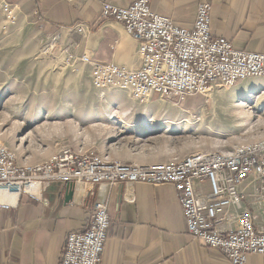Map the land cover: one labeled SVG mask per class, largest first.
Masks as SVG:
<instances>
[{
	"label": "built area",
	"instance_id": "1",
	"mask_svg": "<svg viewBox=\"0 0 264 264\" xmlns=\"http://www.w3.org/2000/svg\"><path fill=\"white\" fill-rule=\"evenodd\" d=\"M18 11L16 4L0 0L3 29L17 22ZM101 16L122 23L137 41L138 65L100 61L87 53L77 55L68 46L67 63L89 65L92 84L100 91L126 90L141 102L155 96L184 100L197 94L210 95L253 77L264 78V53L240 49L233 41L213 35L208 1L199 4L191 25L153 11L151 0H135L129 6L105 2ZM85 30L77 25L79 33ZM60 39L61 33H55L46 42L44 53L58 48ZM246 181L264 200V136L229 149L196 151L149 164L111 160L68 146L45 161L22 163L16 149L0 140V209L17 207L24 195L43 201L45 191L55 182L90 186L92 195L101 191L87 227L68 234L60 264H102L112 222L110 190L116 184L138 182L173 183L188 232L205 245L220 249L231 264H247L249 255H264V231L256 225L257 215L243 207L247 195L242 185ZM233 206L240 209L236 224L223 230L220 224Z\"/></svg>",
	"mask_w": 264,
	"mask_h": 264
},
{
	"label": "crops",
	"instance_id": "2",
	"mask_svg": "<svg viewBox=\"0 0 264 264\" xmlns=\"http://www.w3.org/2000/svg\"><path fill=\"white\" fill-rule=\"evenodd\" d=\"M9 1L18 6L19 15L41 20L49 30L48 40L61 33V44L74 48L77 55L87 53L100 61L138 65L137 41L122 23L101 16L105 2L129 6L135 0ZM207 1L212 5L214 36H223L240 49L264 53V0H151V8L191 25L199 4ZM77 25H83L85 32L79 33ZM123 38L126 40L122 41ZM103 93L127 102L123 104L128 118L125 120L136 124L133 126H147L151 119L160 125L167 123L157 116L154 101L138 103L128 91L115 88ZM127 150L109 158L137 164L165 158L143 147ZM177 157L180 158L168 156L165 161ZM67 187V183L55 182L45 191L43 201L24 195L17 207L0 209V264H60L68 234L87 227L101 193L98 190L92 195L90 186L76 185L73 198L66 202ZM204 188L208 190L207 185ZM242 189L247 195L243 207L257 215L256 225L264 231V200L249 181ZM239 210L234 206L227 210L221 229L235 226ZM109 212L112 222L102 264H231L220 249L205 245L188 232L173 183L116 184L110 190ZM247 264H264V255H249Z\"/></svg>",
	"mask_w": 264,
	"mask_h": 264
},
{
	"label": "rangeland",
	"instance_id": "3",
	"mask_svg": "<svg viewBox=\"0 0 264 264\" xmlns=\"http://www.w3.org/2000/svg\"><path fill=\"white\" fill-rule=\"evenodd\" d=\"M2 20L0 140L16 149L22 163L45 161L62 146L108 157L143 147L165 157L159 161L163 162L168 156L229 149L264 136V78L253 77L184 100L152 98L157 116L167 123L136 127L125 120L127 102L106 97L93 86L89 65L67 63L68 45L61 39L58 48L44 53L50 34L41 20L18 15L7 29L2 28ZM252 85L256 88L249 97L245 87ZM234 88L242 89L236 98ZM244 99L249 106L241 108L238 101Z\"/></svg>",
	"mask_w": 264,
	"mask_h": 264
},
{
	"label": "bare ground",
	"instance_id": "4",
	"mask_svg": "<svg viewBox=\"0 0 264 264\" xmlns=\"http://www.w3.org/2000/svg\"><path fill=\"white\" fill-rule=\"evenodd\" d=\"M255 88H256V85H252V86H247V87H245V91H246L245 94L249 95V97H250L252 91L255 90ZM241 90H242V89L237 90L236 88H234V90H233L234 95H233V96L236 98L237 95L239 94V91H241ZM235 95H236V96H235ZM245 98H246V97H245ZM236 101H237V100H236ZM238 104H239V107H241V108H245V107H248V106H249V105H248V100H246V99H244V100H239V101H238ZM149 120H150V119H149ZM150 123H151L152 126H154L155 120L151 119V120H150ZM137 126H138V125H137Z\"/></svg>",
	"mask_w": 264,
	"mask_h": 264
},
{
	"label": "water",
	"instance_id": "5",
	"mask_svg": "<svg viewBox=\"0 0 264 264\" xmlns=\"http://www.w3.org/2000/svg\"><path fill=\"white\" fill-rule=\"evenodd\" d=\"M74 191H75V186L73 184H68L66 202H69L73 198Z\"/></svg>",
	"mask_w": 264,
	"mask_h": 264
}]
</instances>
